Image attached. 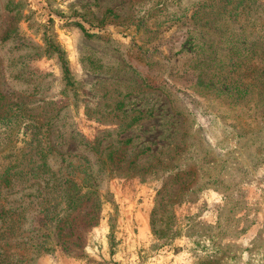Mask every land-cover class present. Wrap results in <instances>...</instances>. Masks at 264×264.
I'll list each match as a JSON object with an SVG mask.
<instances>
[{
  "label": "rangeland",
  "instance_id": "rangeland-1",
  "mask_svg": "<svg viewBox=\"0 0 264 264\" xmlns=\"http://www.w3.org/2000/svg\"><path fill=\"white\" fill-rule=\"evenodd\" d=\"M0 264H264V0H0Z\"/></svg>",
  "mask_w": 264,
  "mask_h": 264
},
{
  "label": "trees",
  "instance_id": "trees-1",
  "mask_svg": "<svg viewBox=\"0 0 264 264\" xmlns=\"http://www.w3.org/2000/svg\"><path fill=\"white\" fill-rule=\"evenodd\" d=\"M49 184L50 183H47L46 185L48 186ZM55 184V189H60V191H62L64 194L63 198L67 206L65 212L68 213L69 211H71V213L66 216L67 219L65 220V222L59 225V231L61 234L60 240L62 241L59 243V245H61V247L65 251H72V247L76 248L74 249V251H79V249H82L83 245L85 244L83 233L86 228L95 227L100 221L101 203L99 200V195H97L96 191L84 192V190L92 189V187L80 186L71 179L57 180ZM87 205H90V213L87 214L86 217H89V215L92 216L88 219L90 223H83L82 229H79V233H76V223H68V220L74 212L82 210ZM154 226L155 225L153 221V228ZM155 233L157 234L158 232L155 231ZM40 250L48 252L52 249H50L49 247H42ZM40 250L38 252H40Z\"/></svg>",
  "mask_w": 264,
  "mask_h": 264
}]
</instances>
